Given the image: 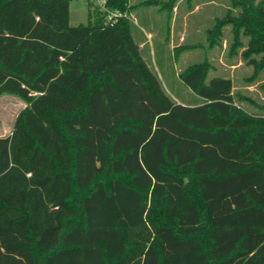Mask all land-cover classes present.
Masks as SVG:
<instances>
[{
  "label": "trees",
  "instance_id": "obj_1",
  "mask_svg": "<svg viewBox=\"0 0 264 264\" xmlns=\"http://www.w3.org/2000/svg\"><path fill=\"white\" fill-rule=\"evenodd\" d=\"M93 1L71 24V0H0V92L25 103L0 136V264H264V107L206 62L180 73L201 101H174L128 0ZM230 1L209 45L231 25L257 80L264 1Z\"/></svg>",
  "mask_w": 264,
  "mask_h": 264
},
{
  "label": "rangeland",
  "instance_id": "obj_2",
  "mask_svg": "<svg viewBox=\"0 0 264 264\" xmlns=\"http://www.w3.org/2000/svg\"><path fill=\"white\" fill-rule=\"evenodd\" d=\"M264 1V0H263ZM105 9L106 0H94ZM127 14L132 23L134 37L139 41L142 54L151 69L157 74L166 93L177 102L198 103L201 98L182 82L180 73L190 66L206 62V80L212 76H228L233 79L234 90L239 94L237 103L249 112L264 107V89L260 87L263 75L250 79L253 66L241 57L243 49L230 55L231 25L223 28L217 38L219 44L210 47L208 30L217 18L229 10L237 13L230 0H128ZM119 11V10H112ZM71 24H87V0H71L69 8ZM105 74L92 76L90 86L101 84ZM25 103L16 95L0 92V136L11 133L16 115ZM77 213L80 210L77 207ZM155 212V216L158 215Z\"/></svg>",
  "mask_w": 264,
  "mask_h": 264
},
{
  "label": "built area",
  "instance_id": "obj_3",
  "mask_svg": "<svg viewBox=\"0 0 264 264\" xmlns=\"http://www.w3.org/2000/svg\"><path fill=\"white\" fill-rule=\"evenodd\" d=\"M104 2H105V0H102V3H104ZM105 9H106V8H105ZM110 15L120 16V15H122V13H121L120 11H113V12H111Z\"/></svg>",
  "mask_w": 264,
  "mask_h": 264
}]
</instances>
